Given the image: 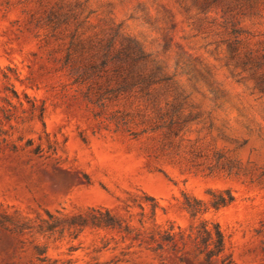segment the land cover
<instances>
[{
  "label": "rangeland",
  "instance_id": "rangeland-1",
  "mask_svg": "<svg viewBox=\"0 0 264 264\" xmlns=\"http://www.w3.org/2000/svg\"><path fill=\"white\" fill-rule=\"evenodd\" d=\"M203 219L264 264V0H0V264H221Z\"/></svg>",
  "mask_w": 264,
  "mask_h": 264
},
{
  "label": "trees",
  "instance_id": "trees-1",
  "mask_svg": "<svg viewBox=\"0 0 264 264\" xmlns=\"http://www.w3.org/2000/svg\"><path fill=\"white\" fill-rule=\"evenodd\" d=\"M208 193L211 195L209 204L194 196L184 194V207L192 217L206 212L209 208L217 209L225 206L230 203L233 198L229 189L220 190L218 192L209 190ZM102 220V222H112L113 219L108 216L106 219ZM195 240L197 248L203 253L206 260L221 256V264H234L230 255L224 253V234L217 222H208L204 219L201 220L196 226Z\"/></svg>",
  "mask_w": 264,
  "mask_h": 264
}]
</instances>
